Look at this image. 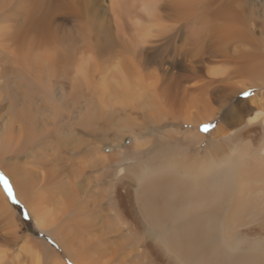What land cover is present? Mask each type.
<instances>
[{
    "label": "bare ground",
    "instance_id": "obj_1",
    "mask_svg": "<svg viewBox=\"0 0 264 264\" xmlns=\"http://www.w3.org/2000/svg\"><path fill=\"white\" fill-rule=\"evenodd\" d=\"M77 1L70 19L83 35L93 26L107 42H99L96 52L113 51L114 36L138 66L129 69L121 61L122 67L106 70L100 96L112 98V105L109 111L94 105L88 88L77 85L86 72L83 58L74 69L78 60L54 45L70 41L64 26L55 24L56 4L70 0L17 1L18 9L32 6L33 13H27L30 28L14 31L21 53L12 57L9 70L31 89L33 101L32 90L42 89V101L54 102L53 110L46 104L43 110L72 132V142L59 136L62 157L19 167L7 158L17 160L29 142L30 150L36 149L37 127L8 124L0 130V169L42 235L19 237L20 244L5 239L0 264H264V45L259 38L248 42L264 0H108L113 28L93 21L102 14L96 2ZM15 2L0 0L1 10ZM48 23L51 32L43 28ZM50 33L52 53L42 49L50 41L33 39ZM163 50L172 70L161 75L147 66H162ZM182 59L190 73L184 80L201 83L199 97L174 108L167 104V111L161 101H151L149 91L163 95L162 82L167 91L183 85L175 70ZM256 89L250 98H239ZM134 113L142 114L138 124L132 123ZM168 114L169 125L193 130L162 128ZM217 118L210 135L199 131ZM114 160L120 165L114 167ZM31 170L40 174L36 184ZM0 209L5 220L15 222L1 187Z\"/></svg>",
    "mask_w": 264,
    "mask_h": 264
},
{
    "label": "rangeland",
    "instance_id": "obj_2",
    "mask_svg": "<svg viewBox=\"0 0 264 264\" xmlns=\"http://www.w3.org/2000/svg\"><path fill=\"white\" fill-rule=\"evenodd\" d=\"M17 1L18 0H16V2L14 4H10V6L7 7L6 9L1 10V7H0V13H1L0 14V69L1 70L0 71H2V74H0V130L4 126L7 127L8 124H12L13 127L18 128V126L22 123L21 125H23V126L25 125L26 129L29 126H31L32 124H35V126L37 128L36 127H34V128H36L39 131L37 134L33 133V136L35 138L34 140H36V145H37V147H35L36 149L31 151L29 148V145L32 142L28 143V141H27L28 144L23 146L24 148H26V151L23 153H20L17 160L14 158H7V161L12 162V163L16 162L17 165H19V167H24V166L34 165V164L38 165V167H39L40 162L44 159H50L52 157H56V155H59L61 157H62V155H64L65 150H64V148L61 147V145H60L61 142L59 141V139L61 137V139L62 138L65 139L64 141L72 142V141H70L72 132L70 133L69 129L62 128V125L60 123H58V121L55 122L53 120L52 116L48 117L49 112L43 110V109H45V104L50 105L51 110H53V106H55V105H53L54 102H48L47 101V103H45L46 98H44V93H43L42 89H33L32 90V93L34 92L35 100H36V101L35 100L33 101L34 97L30 94L31 92H27L31 89H26V86H25L26 84L23 82V80L20 78V76H18L16 73H12L10 71L11 70L10 66L12 65V59H13L12 57L14 55H16L15 54L16 52L21 53L20 45L15 40L16 38H14V31L17 29H20L21 26L23 28L26 25H27L26 27L29 26V28H30L31 23H29L30 21L28 20V17H27L28 14L27 13H29L31 15L33 13V11H31V10H33L32 6H30V9L28 8L29 7L28 6L27 7L28 10L26 12H24L26 10V7L24 9L23 8L18 9V7H16V5H15L17 3ZM46 1L47 0H43V5H45ZM64 1H66V0H64ZM90 1L96 2L98 4V7H97L98 11L102 9L101 10L102 14L99 16H98V11L93 10L94 14H95L94 16H98L95 19H93V21H95L96 25L97 24L98 25L104 24L105 26H111L112 27L113 20H112L111 12L109 9V3H107L108 0H90ZM70 2H71V4L66 3V2L61 4L58 2L57 3L58 5L56 4V6H55V9H57V10H55V12L57 13L56 17H55L56 18L55 24H58V25L61 24L62 26H64L63 29L66 31L63 30V33L64 34L66 33L65 37L68 38V40H70V41L66 40L67 42H65V43L66 44L70 43V45H66L65 43L62 45L61 44L60 45L54 44V41L52 40L53 36H51V33H50V36H48V37H43V34H35L33 39L37 38L40 42H43V43H44L43 39L50 41L49 46H43L42 47V49H50L49 50L50 53H52V51L56 50V49L60 50L61 53H63V52L64 53L66 52V54L70 53L73 56V58L75 57V59L78 60L77 64L74 61V64L76 65V66L75 65L73 66L74 69L76 67H78V65H79V62H80L79 57L83 58L84 61L82 59L81 60H82V63L85 62L84 67H86L87 69L89 68L90 70L89 69L86 70V68H84V72L86 71L85 72L86 74L84 73V75L82 77H79V78L76 76L78 78V81H79V82L77 81V83H78L77 85H79L81 87L88 88V91H89L88 93L91 94L90 95L91 99H94V100H91V99L90 100L92 103L95 102V104L93 103L94 105H97L99 107H104L105 109H107V111H109L110 106L112 105L111 104L112 98L108 99L107 96H105V97L100 96L102 94V91H104L103 80L106 81V79H105L106 76L104 77L106 70H108L109 68L113 69L114 65L117 66V63H119L118 65H120L121 61H122L123 67L127 66L129 69H135L136 66H138V63H135L134 61L130 62L133 58L125 52V49H124V47H122V44L119 43L118 38L114 37V36H113V42L115 43V47L113 48L114 49L113 51L109 50L103 54L96 52V50L98 48L97 44L99 42L101 43V45L105 44V43L107 44L106 40H103L102 37L96 35L95 31H93V28H94L93 26H91V28L88 26L86 27L87 29L84 30L85 36L83 35L82 32H80L81 27H79V24L75 25L73 23L72 19H70V17H69L70 12L74 9L73 6H75L77 8V6L79 5L78 3H80V2L77 0H72V1L70 0ZM59 6H60V8H59ZM261 7H262V5H260V2H259L258 11H256V12H258V13H256V16L258 17V21H256V24H255V33L252 34L253 37L251 35L249 36L248 42H252V41L259 42L260 41L264 45V20H263L264 19V8H263L264 6L262 8ZM58 8H59V11H58ZM62 9H64V10H62ZM12 12H16L17 14L19 13L21 15H19L17 18H15L14 13L12 14ZM31 15H30V18H31ZM8 16H10V17H8ZM21 16L25 17V19L22 18ZM65 17H66V19H65ZM261 23H263V24H261ZM20 24H22V25H20ZM43 28H47V29L49 28V31L50 32L52 31V26L49 23L47 25L44 24ZM68 28H69V30H68ZM73 28H74V30L70 31ZM68 33H70L69 36L67 35ZM255 35L257 38L255 37ZM69 37H70V39H69ZM254 38H255V40H254ZM71 39H73L72 42H71ZM18 42H20V41H18ZM52 44H54L56 46V49H54V47H53L54 45H52ZM180 44H181V42L178 43V45H180ZM17 47L19 48V50ZM65 47L67 50L65 49ZM83 48H84V53H81L80 51H83ZM69 50H70V52H69ZM148 50H150L148 53L152 54L153 56H156V54L158 53V51L155 52L151 48H149ZM60 51H58V52H60ZM162 52H161L162 55L165 57V60L162 62V64L164 63L163 64L164 66L162 64H161L162 66H158V64H155L154 62L147 66V68H149V70H155V68H157L156 70H158L159 74L161 73V75L165 72H169L172 70V63L169 60V55L166 53L165 50H163ZM260 53L264 56V49H263V51H260ZM125 55H127V56H125ZM129 58H130V60H129ZM221 59L222 58H219L216 61L213 58H209V60L216 61V62H222ZM178 63L179 64L175 68V70L179 74L178 79L180 81L181 77L184 80L185 74L188 73V72L184 71V69H183L184 66H186L188 63L183 59L181 61H178ZM124 65H126V66H124ZM188 74H190V73H188ZM75 75H78V74H75ZM89 77H90V79H89ZM206 79L208 80V78H206ZM197 82L195 80L194 81L193 80H189V81L184 80L182 82V84L184 86H187L188 88H190V89L187 88V91L184 90L186 88L183 85H181L179 88L173 87L169 91H167L169 89L168 88L169 86L168 87L166 86V88L162 87V86H164V83L162 82L161 88L163 91L160 89L161 90L160 94L163 92V95H159L158 92L156 93L154 90H150L149 92L152 95L150 97V99L152 98L151 99L152 102L156 101L159 103L161 101L162 102L161 106L166 107V108L170 105V103H171V105H170L171 107H173V106L176 107L181 102L185 103V101L191 100L195 96V94H197L196 95L197 97L195 96L196 98L199 97L198 86L201 85V83L199 81H197ZM91 84L92 85L94 84L95 89H94V86H92ZM182 88L184 91L182 90ZM179 89H181V90H179ZM193 89L196 91H194ZM188 90H189V92H188ZM97 92H99V93H97ZM191 92H193V93L190 94ZM257 92H258L257 89L256 90H249V91L243 92L239 96V98H241V99L250 98V96H252L253 94H255ZM170 94H171V96H170ZM187 94H189V95H187ZM249 94H251V95L249 96ZM167 95L170 97H168ZM97 96H99V97H97ZM163 97H164V99H167V100H163ZM42 100H44L45 102H43ZM168 100H169V103H168ZM165 101L167 103H165ZM101 102H104L105 105L102 104ZM214 102H215L214 104L216 106H218V101H214ZM167 104H168V106H166ZM11 106H13V107H11ZM166 108H164V109H166ZM29 109H32V110H29ZM166 110L168 111L169 109L167 108ZM39 111H41L42 113L44 112L45 114L42 115V113ZM141 115H142L141 113L140 114L134 113L133 120H134V118H136V119L134 121L131 120L132 123H134V124L140 123L142 120ZM121 116L123 117V115H121ZM169 116L170 115L168 114V116L164 117L165 120L163 121L162 128L169 129V127H170V129H174V130L180 129L182 131L192 129L191 126H190V128H189V126L187 127V125H183V127H182L180 125H176V123L169 125V120L173 121L172 119H169ZM21 117H23V118H21ZM47 119H49V120H47ZM127 122H130V120H128ZM218 123H219V119L217 118L210 123L202 125L200 127L199 131L210 135L211 132H213V130L216 128ZM205 125H207L208 127L204 131ZM47 126H51V127H47ZM49 128H50V130H49ZM81 129H82V127H77L78 131H81ZM44 130H46L47 132L46 131L44 132ZM53 132L56 135L53 134ZM27 135L28 134H25V139L29 138ZM47 136H48V138H47ZM78 137L81 138L80 136H78ZM56 139H57V142H56ZM53 141L56 144H52ZM52 145H54V147H51ZM45 146H48L49 149H47V147H45ZM201 146H203V145H201ZM33 152H36V153H33ZM112 164L114 165V167H116L117 165H120V163L118 164V162L116 160H114ZM123 164L126 165L127 162L124 161ZM20 171H22V170H20ZM30 172L33 173L34 170H31ZM34 173H33L34 174L33 176L31 175L33 177L31 179L33 180L32 182L36 184L39 182L38 176L40 174L36 170ZM0 175H2L4 178H6L8 180L9 186L12 190V194L10 195L7 188L5 187L3 180L0 179V187L3 188V190H5V193L8 196L9 201L12 205V208L16 214V220H17V221L15 220L14 223H12V222L9 223L7 220H5V214L2 213L1 209H0V244L2 242L4 243L5 239L13 241V242H19V244H20L21 243L20 238H22L24 236H31L35 239H42V235H41V233H39L38 228L36 227L34 217L32 216L29 209L27 208L28 206L20 198L17 197L16 191L14 189V186H13L9 176H7L6 173L2 169H0ZM12 230H16V231H12ZM16 232H18V237H15ZM50 243L55 246V244H53V242H50Z\"/></svg>",
    "mask_w": 264,
    "mask_h": 264
},
{
    "label": "snow or ice",
    "instance_id": "obj_3",
    "mask_svg": "<svg viewBox=\"0 0 264 264\" xmlns=\"http://www.w3.org/2000/svg\"><path fill=\"white\" fill-rule=\"evenodd\" d=\"M207 127H208V126L205 125V130L207 129ZM0 179L3 180V182H4V184H5V187L7 188L9 194L11 195V194H12V190H11V188H10V186H9L8 180H7L6 178H4L2 175H0Z\"/></svg>",
    "mask_w": 264,
    "mask_h": 264
}]
</instances>
